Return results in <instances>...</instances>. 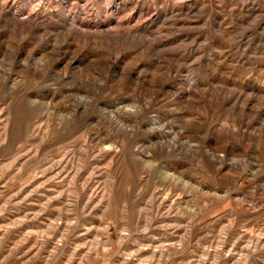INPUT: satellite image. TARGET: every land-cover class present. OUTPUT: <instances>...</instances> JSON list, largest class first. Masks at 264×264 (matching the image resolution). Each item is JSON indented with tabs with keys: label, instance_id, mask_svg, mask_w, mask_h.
Here are the masks:
<instances>
[{
	"label": "rangeland",
	"instance_id": "rangeland-1",
	"mask_svg": "<svg viewBox=\"0 0 264 264\" xmlns=\"http://www.w3.org/2000/svg\"><path fill=\"white\" fill-rule=\"evenodd\" d=\"M0 264H264V0H0Z\"/></svg>",
	"mask_w": 264,
	"mask_h": 264
},
{
	"label": "bare ground",
	"instance_id": "bare-ground-1",
	"mask_svg": "<svg viewBox=\"0 0 264 264\" xmlns=\"http://www.w3.org/2000/svg\"><path fill=\"white\" fill-rule=\"evenodd\" d=\"M14 15V14H13ZM14 17V20L15 21H18V22H21L22 23V21L20 20V19H18L17 18V15L16 16H13ZM72 21V20H71ZM70 23V22H69ZM72 23H73V21H72ZM70 25V24H69ZM71 26H73L72 24H71ZM130 31V30H129Z\"/></svg>",
	"mask_w": 264,
	"mask_h": 264
}]
</instances>
